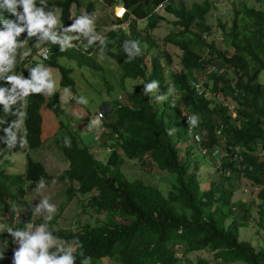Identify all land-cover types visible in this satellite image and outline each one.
Masks as SVG:
<instances>
[{"label":"trees","instance_id":"trees-1","mask_svg":"<svg viewBox=\"0 0 264 264\" xmlns=\"http://www.w3.org/2000/svg\"><path fill=\"white\" fill-rule=\"evenodd\" d=\"M102 1L103 11L122 3L133 16L129 32L124 29L110 32L102 49L118 63L122 82L134 81L138 90L127 93L126 103L114 99L102 106L103 135L106 134L103 143L112 149L105 160L97 158L72 128L68 116L61 121V128L64 127L61 151L66 168L58 180L67 184L68 189L60 210L82 197L80 206L87 208L85 212L93 211L97 220L94 225L85 223L77 230L54 229V221H50L49 229L64 240L79 239L83 248L77 249V264L81 250L92 258L91 264L101 259L112 260L113 264H178L202 252L213 253L219 264H264V248L257 250L251 243L240 240L241 228L255 221V213L257 225L264 231V11L241 4L229 28L220 21L225 44V49L220 50L214 40L208 39L213 33L208 15L215 6L209 0L194 3L190 8L184 0ZM39 3L37 0L38 6ZM46 3L49 6L46 11L52 6L61 10V22L68 27L72 6H81L83 1L46 0ZM98 3L99 0H91L86 5V13H97ZM160 5H164L166 15L174 17L175 28L164 42L182 51L180 69L169 74L166 67L172 65L171 55L153 51L159 46L152 32L166 18L157 10ZM140 22H145L144 28L139 26ZM39 39V36L33 37L32 41ZM125 42L128 51H125ZM61 57L74 58L80 66L102 70L93 57L76 50L56 52L49 66L60 70L61 86L73 92H76L73 70L59 63ZM201 78L205 81L199 91L192 82H199ZM151 81H157L158 87L145 94L144 85ZM0 86L10 89L3 80ZM170 87L177 92L175 105H171V97L166 99ZM160 96L164 99H159ZM231 104L233 109H230ZM44 105L57 115L63 114L58 92L50 97L43 94L28 97L27 145L20 148L18 143L8 149L0 141V158L11 150L38 149L44 145L41 115ZM188 115L198 117L199 149L219 148L222 153H230V147L239 146L244 150V169L226 154L218 171L228 178L233 172L245 177L251 186L250 201L234 202V187L217 177L203 188L196 168L188 159L194 151L193 145H188L187 155L183 157L174 135L182 126V139L188 141L183 124ZM0 119L10 123L17 118L5 117L0 106ZM170 129L174 130L172 135H169ZM66 140L70 146L66 145ZM126 159L144 160L167 172L173 178L168 194L141 177L128 178L123 170ZM49 177L45 166L31 157L23 174L8 175L0 168V206L8 215L13 204L25 208L27 215H22L21 219L32 224L33 211L25 201L27 184ZM8 200L14 202L9 205ZM14 215L12 212L11 218ZM19 224L25 226L26 223L21 220ZM9 235L7 230L0 236L2 250ZM202 264L206 263L202 261Z\"/></svg>","mask_w":264,"mask_h":264},{"label":"rangeland","instance_id":"rangeland-1","mask_svg":"<svg viewBox=\"0 0 264 264\" xmlns=\"http://www.w3.org/2000/svg\"><path fill=\"white\" fill-rule=\"evenodd\" d=\"M82 1L83 4L81 6H72L71 24L74 22L76 17L86 13V5L91 0ZM184 1L190 8L194 5V3H203L205 0ZM209 1L215 3V6L208 15V24L213 29L212 36L208 37V39L214 40L220 50L225 49L223 40L224 30L220 25L227 24L229 28L234 19L235 13L237 10H239V6L241 4H246L247 6L253 7L256 10L264 11V0ZM99 2L101 4L97 5L98 12L96 25L103 26V23L104 25L110 24L112 21V9L107 7V10L103 11V1L99 0ZM160 13L166 16L164 11L161 10ZM173 20L174 17L168 16L164 21L161 22L159 27L152 32L159 46L158 49L153 50L154 53L158 54L161 51H164L172 57V65L170 67H166L168 74L180 69V59L182 56V51L178 47L172 44H166L164 42V39L175 28L173 25ZM139 26L144 28L145 22H140ZM60 27H62L61 24ZM57 32H60V30L58 29ZM71 35H77V33H71ZM46 43H49V41H46ZM231 51H233L232 48ZM92 57L101 65L102 70L97 71L89 68L86 65L80 66L78 60L74 58L64 57L60 59V63L62 65H67L69 68L73 69L72 78L76 82V92L71 91V95L66 97L63 102L61 101L63 114L57 115L49 110L46 105L43 106L41 109V115L44 120V145L38 149L29 150L27 153L23 151L14 152L12 157L8 159L10 164L5 166V171L8 174L13 175L14 173H23V169H26L27 165L26 158L29 155L33 160L37 162L40 161L48 171L50 177L44 180V189L37 191V182L28 183L26 189L27 194L25 196V201H27L32 208V222L35 223V225L45 222L44 217L47 215L46 210H42L38 216H34V207L39 205L43 198L49 199L50 203H54L57 206L58 211L55 217L51 220L54 221V229L64 228L77 230L85 223H90L92 225L96 223V214L90 209L85 212L84 209L87 208L80 206V201L83 199L82 197L74 199L64 208V210H60V207L64 204L66 199V190L68 189L67 184L58 180L59 175H61L66 168L63 162L64 156L61 151V137L63 136L62 133L64 130V127L61 128V121L66 119L68 116L70 118L68 121H70L69 123L72 128L79 133L82 139L85 140V143L95 153L97 158L105 160L110 155L112 149L103 143V138H105L106 134L103 135V129L92 124L91 118L102 111V106L104 103L110 102L114 99H118L120 102L126 103L127 93L137 92L138 84L134 81L128 80L122 82L118 63L109 57L101 47H97L93 51ZM161 60L163 63L162 58ZM37 63H40V61L36 56H33V58H31L28 62L27 67H35ZM53 71L57 80L56 92H58L61 97L62 90L65 88L60 86L59 72L55 70ZM204 81L205 78H201L198 84L202 86ZM262 81L264 82V73L262 75ZM207 95L211 97L210 93H207ZM81 96L87 99L88 103L86 105L77 103L78 98ZM169 97L170 96L166 94V99ZM217 100L220 101V99ZM233 107V104H231L230 109H233ZM183 133V127L180 126L174 135L176 140H179V147L182 148L183 157L187 155L186 148L188 145H193L194 151L188 156V159L192 167L196 168L198 178L200 179L203 188H207L208 182H210L213 177H217L220 180H224L227 185L234 187V202H245L252 199L251 186L247 183L245 177L239 175L237 172L232 171V176L228 178L222 175L221 171H218V167H220L221 163L223 162L222 160L224 156L217 158L215 161H205L200 153L197 143L195 144L191 137L188 136V141H183ZM119 154L122 155V152L120 151ZM6 161L7 160L4 157L0 160V165L3 166ZM123 170L128 178L133 180L141 177L161 189L165 195H167L171 190L173 178L170 177L167 172L161 171L155 166L144 163V160L126 159L123 164ZM53 180L56 181L55 184L52 183ZM84 203L86 206V199L84 200ZM12 209L14 212H17L16 217L22 218V215H24V217L27 215V210L23 207L20 208L17 205H13ZM254 216L255 221L252 222L250 226H244L241 228L240 240L251 243L257 248V250H259L260 248H264V231L257 225L258 215L255 213ZM22 221L26 223L25 226L21 225L22 229L26 228V226L30 223L26 222L25 219H22ZM3 229L4 225L0 223V233L3 231ZM202 261L206 264H219L214 258V254L211 252L192 254L190 259H182L178 264H202ZM98 263L113 264L112 260L109 261V259L98 260L97 264ZM234 264L244 263L239 262Z\"/></svg>","mask_w":264,"mask_h":264},{"label":"clouds","instance_id":"clouds-1","mask_svg":"<svg viewBox=\"0 0 264 264\" xmlns=\"http://www.w3.org/2000/svg\"><path fill=\"white\" fill-rule=\"evenodd\" d=\"M98 4H96V8ZM163 6L160 5L157 10L163 11ZM48 8L46 0H40L39 6L37 0H0V80H3L6 85H10V89L7 86H0V106H3L5 117L10 115L17 118L10 123L0 119V136H3L0 137V141H3L8 149H13L18 143L20 148L27 145L25 121L27 118L28 97L41 94L50 97L56 93L57 80L53 70L59 72L61 86L62 75L60 70L50 67L48 63L52 56L56 52L58 53L59 50L63 52L72 49L92 57L93 51L97 47L102 48L103 44L107 42L110 32H118L122 29L126 30V33L129 32L130 20L133 18L126 6L119 3L111 8L112 21L110 24L104 25L103 23V26H98L96 25L97 13H85L76 17L70 26L64 27L61 22V10L52 6L50 11H46ZM163 16L167 18L169 15ZM10 17H15V19ZM127 17H129L128 20H126ZM60 24L62 27H60ZM116 24L120 25V28L114 29L113 26ZM58 29L61 33L57 32ZM25 33H27L26 37H24ZM71 33H77V35H71ZM38 36L40 39L33 42L32 38ZM22 37L24 38L22 39ZM29 41L32 42V45ZM46 41H49V43H46ZM133 47H136V45L133 44ZM125 51H128L127 42H125ZM137 51H139V48H137ZM33 56H36L40 63H37L35 67L28 68L27 64ZM62 58L64 57L59 58V63ZM65 67L69 68L67 65ZM197 83L192 82L194 85ZM157 87L158 82L151 81L144 85V93H152ZM70 95V88L63 89L60 97L61 101L63 102ZM168 95L173 99L171 105H175V101H178L176 90L170 87ZM159 99H164V97L160 96ZM77 103L86 105L88 101L81 96L78 98ZM100 113L102 117L99 116ZM104 117L105 115L101 111L91 118L92 124L102 128V131H104L102 124ZM187 118L190 126L195 127L198 125L197 115H188L183 121L186 130L188 129L185 123ZM168 132L169 135H172L174 130L170 129ZM187 134L191 137L188 131ZM191 139L194 141L193 137ZM65 143L70 146L69 141L66 140ZM29 150L32 149L26 148L23 152L27 153ZM14 152L16 151L11 150L9 154L0 158L1 160L5 157L7 160L3 166L0 165V168L4 171L5 166L10 164L8 159L12 157ZM28 157L30 156L28 155L26 159ZM23 170L25 172L26 169ZM37 183V191L45 188L43 178ZM52 183L55 184L56 181L53 180ZM13 202L14 200L7 201L9 205ZM12 206L9 209V212H11L9 215L0 206V223L4 225L0 236L6 234L7 230L11 234L5 239L4 250L0 248V264H77V249L83 248L79 239L64 240L54 235L48 227V222L55 217L58 211L54 203H50L49 199L43 198L41 203L34 207V216H38L42 210H46L45 222L39 225H33L32 222L23 229L20 228L19 224L22 219L16 217L17 212L13 211ZM12 212L15 213L13 218H11ZM10 224L11 226H7ZM15 226L18 228H15ZM0 246L2 247L1 243ZM79 256L81 258L79 264H91L92 258L85 256L82 250L79 252Z\"/></svg>","mask_w":264,"mask_h":264},{"label":"built area","instance_id":"built-area-1","mask_svg":"<svg viewBox=\"0 0 264 264\" xmlns=\"http://www.w3.org/2000/svg\"><path fill=\"white\" fill-rule=\"evenodd\" d=\"M114 29H118L120 28V25L116 24L113 26ZM196 89L201 91L200 90V87L201 85L200 84H196ZM234 117L236 116V114L234 113L233 114ZM100 117H102L101 113L99 114ZM190 117V116H189ZM188 117V118H189ZM188 118L186 119L185 123L188 127L187 131L189 133V135L191 137H193L194 141L196 143H200V140H201V136L199 133L196 132V126L195 127H192L189 125L188 123ZM211 151V150H210ZM208 149H200V153L201 155L207 160V161H210L212 160L213 158H217L218 156L220 157H223V155L225 156L226 154L227 155H230V157H232L233 161L237 162V165L239 166L240 169H244L245 166L242 165V162H243V155H242V152L244 151L241 147L237 146V147H230V153L227 152V151H224V153L221 152V150L219 148H215L213 149L211 152H210Z\"/></svg>","mask_w":264,"mask_h":264}]
</instances>
